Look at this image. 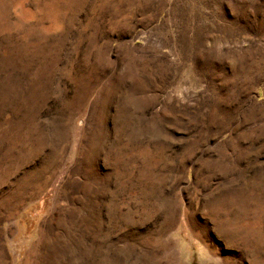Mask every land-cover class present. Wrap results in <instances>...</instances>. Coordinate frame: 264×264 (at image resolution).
<instances>
[{"label": "rangeland", "instance_id": "obj_1", "mask_svg": "<svg viewBox=\"0 0 264 264\" xmlns=\"http://www.w3.org/2000/svg\"><path fill=\"white\" fill-rule=\"evenodd\" d=\"M0 264H264V0H0Z\"/></svg>", "mask_w": 264, "mask_h": 264}]
</instances>
